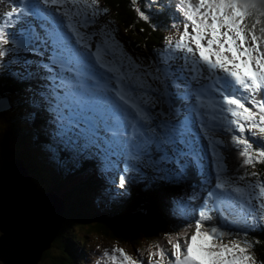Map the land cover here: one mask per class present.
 Listing matches in <instances>:
<instances>
[{
  "label": "rangeland",
  "instance_id": "1",
  "mask_svg": "<svg viewBox=\"0 0 264 264\" xmlns=\"http://www.w3.org/2000/svg\"><path fill=\"white\" fill-rule=\"evenodd\" d=\"M1 1L3 2V3L0 2V8L2 12L3 11L5 12L6 10L9 11L11 7L16 5H19L20 7H27L30 9L29 14L21 15L18 22H16L13 26H10L7 29L8 31H13L14 29L12 27H14L15 35H17L20 30L18 29V26H21L23 22H24V25L22 26L23 29L29 31L28 20H35L38 23V27H39L38 29L39 30L41 29L43 32H45L46 37L50 39H54L61 35H64V33L61 31L59 24L57 23H60L63 29H67L65 28V25H67L68 22H70L71 24L70 26L73 27V29L79 30V36L77 37H82L83 35L85 36L84 37L85 41L79 40L80 49L77 51L79 59L75 58V56H72L67 51L69 45L65 44L63 39L61 38L58 39V45H62L63 50L53 49L52 51L49 49H45L47 52H53L52 64L56 65L58 70H60V72L55 73L57 71L56 70L52 71V65H51L50 67V71L52 73L51 84H58L61 85L62 88H66V89H71L72 87H75L79 98L85 97V99H88L90 97V94L97 93L99 95V106L100 108H102L104 115L106 116V118H108V121L112 119L113 114L115 115L117 114L118 116H120L121 128L119 127V132L127 133L126 131H128L126 137H124L126 140L130 139V138L127 139L128 134H133L134 138H132L131 140L135 142L136 146L139 143L143 144L144 142L153 139L154 140L158 139L161 143L170 145L173 142L172 132H177L178 135L180 133L182 134V136H178L181 139L180 142L187 147V153H190L192 147V141L190 140L189 137L187 138L183 137L184 136L183 133H185L188 130L189 131L192 130L190 128V125L179 126L178 124H169L167 126L166 121H162L159 119V115L157 113L156 108H153V110L148 112L147 114H144V112L142 111H139L138 114L136 110L129 107L128 105L123 104V102L119 100L120 96H124L125 98L129 99L132 102L142 101L144 102V104H155V97H154L155 94L151 92V90H154L153 89L154 86H157L158 88V85L161 84L163 88L164 87L169 88L171 83L172 84L175 83L174 80H179L180 82H182V85L180 86V88L177 89L178 91L185 93L187 89L191 88L190 96L192 98V101L190 100L187 106H185L186 107L185 113L188 116L190 115L192 118H194L195 123L193 126H195L197 131H200V128L196 124L197 121L194 115L195 113L194 109H197L201 113H203V115H206L207 117H205V119H212L213 116H219V113L217 111H214L213 108L209 106V102L218 99V97L215 95L214 92H212L211 88L209 87L211 82L207 79V73L201 75L199 73H193L189 71L188 70L189 65L185 64L184 60L181 59L183 54L177 51H171L167 46V38L169 36H171L174 40H176V38L177 39L179 38V34L183 31L182 16L180 20L178 19V17H176L177 13H175L174 17L172 16L170 17L174 9H177L176 5L178 3V0H162L161 3H156L154 0H152L151 3L149 2L147 3V5H145L146 10H142L150 17L148 23L151 24L152 28L155 31L159 32V34H162L163 36V41H162L163 45L161 44L159 46H156L155 49L151 50L150 52L147 51L145 45L141 44L139 47L135 48V46L131 43V41L127 40V35L131 33V30L125 29L122 23L110 18L107 12L105 13L103 11L104 9H107L108 11V7L105 5V2L103 0H99V5H100L99 14L94 18L89 19L87 23H85L84 15H81L78 18V20L70 19L67 16L59 14L54 9H47L44 11L45 13L43 14L51 17L57 23L48 18L40 17L38 12H36V10H32L34 9V6H32L33 4L32 0H1ZM195 2L197 3L198 0H195ZM195 2L192 0V3L195 4ZM255 3L257 4V8L251 10L252 15H250L245 21L246 24L249 25V27H251L252 24L256 21V16L258 15L260 7H264V0H255ZM39 5L40 3L38 2V6ZM66 10L67 9H62L61 11H66ZM104 17H106L107 22L104 24H100L97 21V19L98 18L102 19ZM168 17H170L172 24L174 23L176 25L175 27L181 30H176L177 32H175L174 25L170 26V28L166 26L162 27L161 25V22L163 23L162 18L166 20L167 26L168 24H170V22L168 21ZM3 19L4 18H1V21H3ZM25 19L26 21H24ZM260 27L263 26L261 24L256 26V31L258 35H259ZM73 29L72 28L69 29L68 32L74 34ZM189 31H191V29H189ZM9 33L12 34L11 32ZM68 37H70V35H68ZM12 42H16V40L11 35L10 43L8 45L12 44ZM67 42L71 44V49H70L71 51L77 48L76 46L77 41L74 38V36L68 39ZM81 44H83L84 46L82 47ZM5 46H3L4 49ZM103 48L107 49L105 50L106 52L105 56L101 58L100 61L97 63L91 62V59H93V52L97 51L99 52V54H102V50H104ZM18 52H20V49L16 47L14 48V54H11L9 56L10 58L9 66L12 69H17L16 62L13 58L15 57L14 56L15 53ZM36 52L41 53L40 50H36ZM153 53L156 55L149 57ZM1 59L2 58H0V60ZM36 61L40 65H42V63L44 62L50 64L49 61H44L42 59H36ZM81 61H84V64L86 65L85 67L82 68L84 73L85 72L86 73H85V77L83 76L80 78L79 76L76 75V72L79 69L77 67V64ZM150 61L154 63L153 67ZM29 65L30 63L24 62V64L16 70L19 73V76L21 75L23 76L25 74V70L29 67ZM122 65H126L127 68L126 69L122 68ZM157 66L158 68H156ZM142 71H144L143 73L145 75L141 74ZM157 71L159 73H164V76H162L161 78H157V76H159V73ZM63 72H68V74H65ZM194 76L195 78H193ZM149 77H154V78H149ZM197 81H200L201 84H203V86L208 89L204 93V95L208 96V102L203 107H201V99L198 98V100H196L194 95L196 91L201 89V85L195 84V82ZM16 84L17 85L14 86V88L9 89L8 91L9 97L14 95L18 97L20 96L19 91L22 90L23 83H16ZM172 87L174 86L172 85ZM29 89H31L32 91L35 90L33 86L32 87L29 86ZM51 97L53 99V103L51 105L49 104L48 108L54 109L55 107L54 105L56 104L55 99L58 97L57 93L53 94ZM65 102L67 105L73 107L78 105V99H76L74 92L68 91L67 100ZM86 107H88V105L82 102L78 106V108L81 110H83ZM92 109H94V107H88V110H92ZM20 111L23 112L24 110L21 109ZM67 111H68V117L67 115L66 116L62 115L61 117V118L67 117L66 121L63 122L62 120H54L48 118L51 122L47 120V126L49 127V129L53 128L51 130V133L54 138L59 136L65 142L72 141L73 143H75L76 140L74 139V133L78 132L85 134L86 132H88L89 129L85 126L89 125V122H84L85 119L84 117L83 120H81V122L83 123L75 124L73 122L72 113L78 112L81 114V111H79L77 107L74 108V111L72 109L68 110L67 107ZM63 113H66V111H63ZM157 119L158 122L156 121ZM136 122L140 128L136 127ZM14 123L15 126L30 125L28 121L23 120L21 117L17 121H14ZM111 125L114 126V124ZM194 133L197 135L196 132ZM14 134L15 135L13 136V141L5 139L4 142L6 143L7 148L13 153L14 157L17 158L18 152L20 151L19 150L20 146L19 144H16L15 137L21 136V134L17 132H15ZM85 138H90V137L86 136ZM222 138L223 137L221 134L216 133L213 130L206 133V137H205V139L209 141V145L211 144V151L213 157L215 158V161L213 163L216 167H219L220 162L222 161V159L218 156V153L216 152V149L218 147L216 141L222 140ZM27 140L32 142L33 137L27 136ZM22 148L26 149L27 147L22 146ZM51 149H52L51 147L45 145L44 156L40 154L38 156L35 155L33 158V163H35L41 169L40 172H43L42 183L37 180L38 182H40L39 185L34 179V177L36 178V176L30 171H27V174L36 188H40V186L42 187L41 192H46V193L54 192L55 196L57 195L60 196L62 194L60 190L58 189L47 190V189L53 187L56 183L63 181L64 178H66V176L69 175L70 170L68 167L69 165H66L65 167L62 164L63 161L60 159L59 156H57L59 160L58 162V160L55 157H51L49 155ZM64 154H67V152L65 151ZM177 155H180L179 152H177ZM29 160H31L30 156H29ZM114 162L117 163L118 160L115 159ZM158 165L161 168V170L156 174V176L159 178L164 177L163 173L164 171H166L165 163L161 162ZM111 172H112L111 169H108L107 174L105 175V180H104L105 191H108V189L110 188L109 180H110ZM177 202L180 203V206H178L179 209L182 212H185L187 210L186 203L180 202V200H178ZM76 204L78 205L77 202ZM45 210H46V214L49 216L50 215L48 211L49 206H47L46 203H45ZM80 212L84 213L85 210L82 209L80 210ZM4 228L5 227L2 226V229ZM78 229L79 228H74L73 232L78 233L79 232ZM57 235L58 236L54 237L52 243L54 241L57 242V240L59 239L60 235L58 232ZM62 240L64 239L62 238ZM65 240H68V238H65ZM88 241H89V246H91L92 249L91 250L92 254L96 257L102 258L104 260L103 264L113 263L112 256H113V249L115 248L124 249L126 252H132V253L135 252L133 248H129L126 247L125 245L118 244L115 241L106 242L101 237L90 235ZM181 242L183 241L181 240ZM253 243L255 245V242ZM55 244L58 245L57 243ZM156 245L150 243L148 251L150 250L155 251ZM43 250L46 251L47 248H43ZM43 250L41 251V253L40 252L37 253L36 250L35 264H37L38 259H40V255L42 254ZM253 251L258 261L259 258L257 256L258 254L256 251V246L254 247ZM166 252L168 253V256L170 258L171 251L167 249ZM147 254L149 257V252ZM115 255L118 256V254ZM156 259H158V257ZM99 262L100 260L95 262V264H99ZM117 262L118 260H116V263ZM0 264L3 263L0 261ZM144 264H148V258Z\"/></svg>",
  "mask_w": 264,
  "mask_h": 264
},
{
  "label": "snow or ice",
  "instance_id": "2",
  "mask_svg": "<svg viewBox=\"0 0 264 264\" xmlns=\"http://www.w3.org/2000/svg\"><path fill=\"white\" fill-rule=\"evenodd\" d=\"M41 3L55 7L59 14L70 19L78 20L84 15L85 23L99 14L100 7L99 0H41ZM176 7L183 18V31L176 40L171 36L167 38L168 48L183 54L181 59L189 65V71L201 75L207 73L211 82L209 87L218 97L209 102V106L219 113L212 119L232 133L230 143L242 160L241 167L264 165V146L254 147L257 138L264 141V99H258L264 92V27H260L258 35L256 26L261 21L257 19L251 27L245 22L252 15L251 10L257 8L255 0H198L195 4L192 0H178ZM103 11L106 13L107 9ZM136 11L141 19L149 21L150 17L144 11L140 8ZM29 12V8L16 5L4 14L0 22V58L6 55L3 46L10 43L11 34L7 29ZM73 31L79 36L78 29ZM80 39L82 41L83 37ZM96 59H99L98 55ZM119 100L139 114L134 102L124 96ZM216 143L223 147L222 140ZM225 167L221 164L217 171L215 187L221 192L244 196V188L223 178ZM123 171L128 173L130 169L125 166ZM250 176L258 178L259 173L253 171ZM248 177L245 173L240 179ZM118 183L121 190H126L128 179L122 175ZM251 188L252 192L247 194L248 203L257 201L259 219L264 221V180L257 179ZM213 195L210 192L202 202L190 238L187 231L169 236L171 257L163 247L156 245L155 251H149L148 264H258L253 251L255 245L247 238V233L244 237L233 236L206 226L205 222L213 219L212 213L216 210L215 205L209 203ZM112 259L114 264L116 260L119 264H144L143 260L121 248L113 249Z\"/></svg>",
  "mask_w": 264,
  "mask_h": 264
},
{
  "label": "trees",
  "instance_id": "3",
  "mask_svg": "<svg viewBox=\"0 0 264 264\" xmlns=\"http://www.w3.org/2000/svg\"><path fill=\"white\" fill-rule=\"evenodd\" d=\"M103 1L107 6L115 9L112 13V17L121 21L125 27L131 25L133 20L129 15L128 0ZM16 85L17 84H14V86ZM14 86L7 78H4L0 74V95L3 94L6 89L14 88ZM261 95L262 93L259 94L258 98H261ZM161 105L164 108H175L177 110L172 116L174 117L172 120L176 119L178 117V112L183 110L180 99L171 101L170 106L164 102H162ZM21 116L23 117L22 113ZM21 116L14 107H11V104L9 108L0 110V168L4 161L14 156L7 148L6 143L4 142L5 139L13 141L14 133L16 130H19L22 133L21 136L16 138V144H19L20 148H22L23 143H30V141L27 140V133L29 130L24 127L16 129V126L14 125V121H17ZM226 135L230 138L232 133L228 131ZM36 136L40 142L41 139L38 134H34V139ZM203 145L204 141L202 139L196 140L195 146L197 148ZM261 146H264V141H260L259 138H257L254 141V147ZM159 147L161 146L154 144L147 146V149L144 150V157L137 163L141 168V171L146 175L145 182L150 193H146V195L141 194L140 189H136V186H140L141 181H133V188L131 189L129 196H122L121 189L118 192H113V197L116 199V202L112 204V210L114 213H109L107 218L104 217V209L99 211L94 209L93 211V209L88 207V201L84 197L76 195L77 189L84 190L81 184L72 188L70 185L63 187L61 184L56 183L53 187L47 189L60 190L67 200L72 196L74 197L72 198L71 213H65V220L60 226L59 239L57 242L54 241L52 243L51 248L42 252L43 260H41L40 264H78V261L79 264H88L90 263L89 261L96 262V259L104 263L102 258H96V256L91 254L90 249L87 246L88 241L86 237L80 234L84 228L90 227L101 230L99 236L103 237L107 242L115 241L118 244L133 248L135 252L140 244L146 242V246H148L144 247V250L141 252H127L133 257L143 261L146 259L145 254L146 251L148 252L150 243L160 245L165 251L166 247L170 250V245L168 244L169 236H166L165 238L164 236L167 233L173 234V236L176 234L174 228H167V211L164 207L175 203L178 211L181 212L178 207L180 206V203L177 202L180 200V202L186 203V211L192 213L194 205L198 203L200 197L204 194L205 187H209L214 184L215 181H213L212 178L209 159L206 161L200 158L199 165L201 166V169L199 170V166L195 163V158H189L185 155L184 159L174 164L172 163L173 155L166 152V150L161 151ZM20 148L18 156H20L21 153ZM221 148L222 149L219 150V156L222 159V164L226 165L223 178L229 179L236 186L242 188L247 187L248 189L251 188L253 183L249 178L243 180L240 179L245 173L250 175L251 169L248 167H241L242 162L240 161L241 158L238 156L237 150L233 148L229 140H224L223 147ZM55 157L57 156L55 155ZM163 158L167 161V164L165 165L166 171L165 176L159 178L156 174L161 170L158 164L161 163V159ZM93 162H95V160ZM20 167L21 169L23 167L27 173L24 165ZM78 167H80V164L77 165L76 171ZM28 171L36 176L34 179L40 185V182L42 183L43 172L37 170L36 165H31ZM106 174L107 171L105 169L103 175L105 176ZM84 184L88 188L93 187V184L90 182H85ZM39 189H42V187L40 186ZM73 191L74 194L71 196ZM76 199H78V202ZM76 202L79 204L78 207L75 206ZM82 209L85 210L84 213L80 212ZM228 211L231 213L234 212L231 209H228ZM234 214L238 219L236 222L238 223L237 225L236 223H233L232 218L229 216L223 218L220 214L212 213L213 219L206 221V226L216 227L225 232L233 229L238 232L240 237H244L245 233H247V238L255 242L257 256L259 258L257 262L258 264H261L262 259L264 260V256H262V254L264 255V221L259 219L260 209L256 210L254 215L255 219L252 217L250 223L246 222L240 214L235 212ZM74 228H79V232H73ZM149 232H159L158 239L161 240L160 242L162 244H164L162 241L165 240L166 247L161 243L153 242ZM133 235H140L143 240H137ZM62 238L64 240H62ZM65 238H68V240H65ZM112 262V264H114V261ZM117 264H119V260Z\"/></svg>",
  "mask_w": 264,
  "mask_h": 264
},
{
  "label": "clouds",
  "instance_id": "4",
  "mask_svg": "<svg viewBox=\"0 0 264 264\" xmlns=\"http://www.w3.org/2000/svg\"><path fill=\"white\" fill-rule=\"evenodd\" d=\"M128 1H129V4H128L129 15L133 21L129 27L124 26V28L131 30V33L127 35V40L131 41L132 44H135V47L137 48L141 44H145L146 38L149 39L148 37L150 35H152V33H153V28H152L151 24H149L148 21L141 19L138 12L136 11L137 8H140L141 10H146L145 5H147V3H149V0H128ZM107 7H108L107 14L110 16V18L117 20L116 18L112 17V13L115 11V9H113V7H109V6H107ZM117 21H119V20H117ZM119 22L122 23L121 21H119ZM16 47L18 49H20V52L15 53V55H14L15 57L13 58L14 60H17V59L19 60V62L16 64L17 69L19 67H21L24 64V62H27V60L31 61L33 64V69H34L33 77L38 79V85L43 86V87L46 86V90H47V94H48V98H49L50 83H51V71L49 68L50 65L48 63H45V62L42 63V65H40L36 61L37 56H35V55L32 56V54H37V53L28 52L29 46L26 45L25 42H12V44L5 46L6 55L2 58V71L0 72V74L4 78H7L8 81L13 86L16 83H22L17 79V73H18L16 71L17 69L10 70V68H9V61H10L9 56L11 54H14V48H16ZM42 52L44 53L43 50H42ZM35 85H36L35 83L24 78L22 90L19 91V95H20L19 97L16 95L9 97L8 91L10 88L6 89L5 92L0 95V110H4V109L9 108L10 104H11V107H14L15 109L16 108L20 109L21 106L26 105L28 111L33 110V107L29 103L26 87L27 88H29V86L34 87ZM39 111L40 112L35 113V115L38 116L36 118V123H38L41 120V127H43L42 132L44 134H46V130H47L46 113H44L42 110H39ZM48 116H49V118H52V114H51L49 109H48ZM19 127L26 128V126L18 125V126H16V129H18ZM16 132L21 134V131H19V130H16ZM37 134H38V132H37ZM27 136H29V135L27 134ZM17 137L18 136H16L15 139ZM29 137H33V141H32L33 144L31 142L30 143H27V142L23 143L22 146H25L27 148L26 149L21 148L20 156H18L17 158H15L13 156L10 159L4 161L3 164L1 165V168H0V171H2V173L3 172H6V173L10 172V170H12V168H13L14 162H21V164L24 165L28 171L30 169L31 165H36L35 163H33V158L35 155L38 156L41 154L44 156L46 139L44 141V138H42V136H41L40 139L43 141L39 142L37 137H35V139H36V141H35L34 134L32 136H29ZM56 138L62 140L59 136H57ZM51 153H54L53 156H55V155L57 156L58 154H62L63 150L58 149V150L54 151L53 149H51L50 154ZM79 155H80L79 153H77L76 155H73V156L70 155L72 163H70V166H69L70 167L69 168V170H70L69 175H67L63 181L58 182V184H61L63 187H67L69 184L74 182V184H76V185L81 184L82 187L84 188V185H85L84 183L87 182V177H83V180L80 182H77V180H76L79 177L76 176L75 164L79 160ZM29 156H30L31 160H29ZM84 167L85 166L83 164H81L80 169H82L83 174H85V168ZM90 167H92V165H90ZM97 168L98 167L94 166V169H97ZM37 170H41V169L37 166ZM77 171H78V169H77ZM87 171H89V169ZM2 176H4V175L2 174ZM119 179H120V177L118 176V174H116V173L114 174L113 172H111L110 180H109L110 188L108 189V191H105L104 190L105 186L103 187V191H101V195H100V199L97 203L98 204L97 207H95L94 204H91V202H89V201L87 203L88 207L90 209H93V211H94V209H97L98 211L101 209H104V212H105L104 217L105 218L108 217L109 213H114L112 210L113 209L112 204H114L116 202V199L113 197V192L120 191L119 183L117 182V180H119ZM103 183H104V181H103ZM0 185H2L1 182H0ZM2 187H5V186L2 185ZM102 200H104V201H102ZM75 206L78 207L79 204L78 205L75 204ZM71 209H72V207H70V208L68 207L65 211H62L61 215L58 214V219L61 220L62 223L65 220V213H71ZM48 211L50 214L49 218H51L50 219L51 222L57 220L53 215V213H54L53 207H49ZM185 217L186 218L188 217L187 213L181 212L178 215V218H177L178 220L175 221V219H172V217L170 216V214L168 212L167 213V220H168L167 221V228L168 227L174 228L176 235L182 234L183 230H184V227L182 225V221ZM177 222H180L179 227L175 224ZM100 231L101 230H99V229H96L94 227H90V228H84L80 232V234L82 236L86 237V239L88 241V238H90V235L96 236V237H101V236H99ZM58 233H59V231H58ZM149 234H150L151 238L153 239V242L159 243L161 241L158 239L159 232H156V233L149 232ZM101 238H103V237H101ZM103 240H104V238H103ZM139 240H143V239H141V237H139ZM104 241H106V240H104ZM162 242L165 243V240H163ZM51 245H52V243H51ZM87 246L91 252L92 249H91V246H89V241H88ZM144 247H146L145 242L143 244H140L139 248L136 249V252L137 251H138V253L141 252L142 250H144ZM148 252L146 251V254H145L146 259H145L144 263L146 262V260L148 258V254H147ZM91 254H92V252H91ZM96 258H99V257H96ZM41 260H43L42 254L40 255V259H38L37 264H40ZM89 262H90V264H94L93 261H89ZM78 264H79V261H78ZM101 264H103V263L101 262ZM115 264H117V263L115 262Z\"/></svg>",
  "mask_w": 264,
  "mask_h": 264
},
{
  "label": "water",
  "instance_id": "5",
  "mask_svg": "<svg viewBox=\"0 0 264 264\" xmlns=\"http://www.w3.org/2000/svg\"><path fill=\"white\" fill-rule=\"evenodd\" d=\"M15 167L8 172L7 175L2 176L0 171V182L5 187L0 185V261L3 264H13L14 261H19V250L16 243H11L10 247L14 250V254L10 253L9 249L2 247V242L6 239L7 230L2 226L8 223L6 220V212L10 207H15V222L14 230L18 226H28V228L35 229L37 236V253L43 250V248H50L54 237L57 236L61 220L58 219L59 206L52 205L49 202V198H52L54 192H41L31 182L30 177L24 170V168ZM48 194H52L48 196ZM31 196V198L29 197ZM64 200L60 198L59 204H62ZM45 203L49 207L54 209V217L57 219L51 222V218L46 214ZM9 225H11L9 223ZM11 242V241H10ZM6 249V250H5ZM10 253V254H9ZM39 253V255H40ZM9 254V255H8ZM11 255V256H10ZM13 256V257H12ZM10 259V260H9ZM36 254L32 257L31 264H35Z\"/></svg>",
  "mask_w": 264,
  "mask_h": 264
},
{
  "label": "bare ground",
  "instance_id": "6",
  "mask_svg": "<svg viewBox=\"0 0 264 264\" xmlns=\"http://www.w3.org/2000/svg\"><path fill=\"white\" fill-rule=\"evenodd\" d=\"M104 68V67H103ZM93 70V69H92ZM91 73V72H90ZM95 74V73H94ZM112 74V73H111ZM93 75V74H92ZM100 77V76H98ZM170 77V76H169ZM89 78V77H88ZM91 81V80H90ZM98 83V82H97ZM94 84V83H93ZM104 87V86H102ZM101 89V88H100ZM87 90V89H86ZM99 90V89H98ZM136 92V91H135ZM88 94V93H87ZM174 118V117H173ZM132 120V119H131ZM123 122V121H122ZM130 127V126H129ZM136 131V130H135ZM163 131V130H162ZM23 166L21 162H14L13 168ZM27 170V169H26ZM8 173L3 172V175H7ZM31 198V196L29 195ZM15 207H10L6 212V220L8 223L5 225V229L7 230L6 239L2 242V247L9 249L10 253L14 254V250L10 247L11 243H16L17 249L19 250V261H14L13 264H31L33 255L36 254L37 245V236L35 229L28 228V226H18L14 230V226H12L15 222ZM50 216V215H49ZM9 223L11 225H9ZM11 241V242H10ZM6 250V249H5ZM9 253V254H10ZM8 254V255H9ZM11 256V255H10ZM13 257V256H12ZM10 260V259H9Z\"/></svg>",
  "mask_w": 264,
  "mask_h": 264
},
{
  "label": "flooded vegetation",
  "instance_id": "7",
  "mask_svg": "<svg viewBox=\"0 0 264 264\" xmlns=\"http://www.w3.org/2000/svg\"><path fill=\"white\" fill-rule=\"evenodd\" d=\"M133 237L137 240H139L140 235H133Z\"/></svg>",
  "mask_w": 264,
  "mask_h": 264
}]
</instances>
